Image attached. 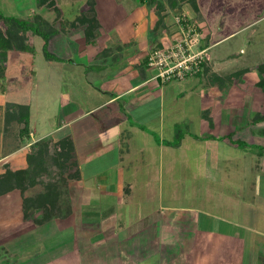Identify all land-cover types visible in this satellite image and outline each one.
<instances>
[{
    "label": "rangeland",
    "instance_id": "374dc122",
    "mask_svg": "<svg viewBox=\"0 0 264 264\" xmlns=\"http://www.w3.org/2000/svg\"><path fill=\"white\" fill-rule=\"evenodd\" d=\"M149 1L96 0L97 13L108 19V23L116 24L119 14L113 13L115 2L121 13L128 12L134 5L150 13L146 17L148 25L161 13L165 22H170L169 26L178 25L179 29L175 17L184 15L197 27L198 46L207 45L204 60L207 69L199 71L200 81L196 75L191 77L190 84L182 83L186 79L173 81V85L179 89L183 87L187 93L177 100L175 113L170 110L173 107L166 98L162 112L164 130L151 132L163 145L167 144L165 140L176 142L179 134L186 135L185 142L175 151L168 146L164 149L165 157L173 158L168 173L161 177V195L156 191H135L134 204L125 209L122 217L116 213H103L107 206L77 207V214L74 211L71 220L54 219L24 233H18L19 227L28 228L31 223L19 225L13 218L16 205H12L8 208V215L11 214L9 228L1 227L6 218L0 217V264H261L264 260V121L252 120L256 113H264V90L257 85L262 76L256 68L264 62V2L260 4L264 0H240L233 6L222 4L223 0H195L197 10L189 2L171 7L167 0ZM55 3L60 10L58 17L53 9L39 6L36 0H0V11L4 15L31 18L39 31H44V25L53 27L55 20L61 24L58 28L64 29L76 8L85 7L81 0H55ZM28 44L31 50H27L24 57L15 51L11 53L12 57L9 56L11 67L18 71L9 77L14 79L12 89L18 93L17 102L29 103L32 122L39 121L37 131L40 133L56 127L60 101L70 99L67 88L71 80L66 79L67 75L62 78L61 60L50 53L47 41L44 46L40 34H33ZM29 68L36 74L29 75ZM210 73L219 75L218 84L208 85ZM228 75L230 79H223ZM14 95L9 94V97L14 99ZM42 120L44 124L40 123ZM1 126L0 156H6L15 144L10 138L1 141ZM194 136L203 140L196 142ZM51 144L56 154L59 145L54 140ZM184 144H188L187 151H184ZM206 145L216 152L214 165L211 155L206 154ZM31 150L28 144L22 148L24 153ZM173 160L176 162L174 167ZM206 165L217 168L216 172L224 171L228 177L224 181L207 180ZM141 178L145 180L147 176ZM41 187H34L32 193ZM106 202L108 204V201L104 204ZM160 204L162 212L168 204L202 208L210 216L196 211L188 213L192 225L216 228L231 237L210 235L205 242L186 230L183 239L180 236L172 242L176 243L173 252L177 255L169 254L166 249L161 253L156 244L162 241L150 239L157 227L152 212L160 208ZM40 215L41 211H33L29 218ZM129 227L133 229L130 236L125 231ZM111 233L114 239L107 237ZM190 243L194 244L193 255L189 249L187 255H181ZM73 248L74 252L70 251Z\"/></svg>",
    "mask_w": 264,
    "mask_h": 264
},
{
    "label": "crops",
    "instance_id": "0c3cea01",
    "mask_svg": "<svg viewBox=\"0 0 264 264\" xmlns=\"http://www.w3.org/2000/svg\"><path fill=\"white\" fill-rule=\"evenodd\" d=\"M81 1L85 7L76 8L70 20L88 9L90 0ZM91 1L95 7L97 21L92 31L91 41L86 39L85 25L68 24L67 27L64 26L65 28L61 29L58 28L61 24L57 20L53 27L47 28L46 24L44 25L46 28L44 31L48 34V50L61 60L59 67L62 78L64 79L67 75L66 79L71 80L67 88V96L70 99L67 102L64 101L65 103L60 101L58 106L60 116L53 130L40 133L37 131L39 121L32 122V112L28 103V137L19 138L15 133L17 131L16 126H13L15 124H12L14 128L10 134H4L3 118L7 88L3 84V79L0 84V98L2 99L0 105L3 107L0 108L1 141L10 138L15 144L9 154L0 156V169L3 163H8L11 169L25 168V155L28 151L24 153L23 146L28 144L32 147L33 143L39 139L51 138L54 134L57 136L52 137L51 140L59 145L55 154L59 167V203L64 204L70 214L65 217L51 218L44 223L54 219L64 222L71 220L75 212L77 214V207L84 208L88 205L107 206L103 213H116L122 217L126 212L125 209L134 204L135 191H156L158 195H161V177L168 173L173 158H166L164 149L168 146L175 151L181 143L185 142L186 135L179 134L176 142L165 140L167 144L163 145L151 134L155 129L164 130L162 112L164 113L166 98H169L170 106L173 107L170 110L175 113L176 108L178 109L177 100L187 93L183 87L179 89L177 85L172 84L176 80L161 83L154 78V70L147 66L148 54L157 43L161 46L165 40L168 42L167 39L172 42L179 38L178 25L169 26L170 22L167 23L164 20L163 32L160 30L155 36L151 30L156 20L154 19L151 25L147 24L146 17L150 13L134 5H131L132 8H129L128 12L122 11L121 13L118 12L117 2H115L114 12L113 7L110 9L115 16L119 15L116 16V24H110L107 22L108 19L102 15L99 17L96 0ZM206 46L204 44L201 48ZM215 76L219 75L209 74L208 85L218 84ZM195 77L200 81V73H197ZM192 79L188 78L182 83L190 84ZM8 80L13 81L14 79L9 77ZM179 82L181 81L177 83ZM208 85L207 87L213 88ZM13 91L11 88L8 92L13 93ZM40 123L44 124V120ZM150 123H156V125L153 126ZM194 137L196 142L203 140L198 136ZM187 149L188 144H184V151ZM205 149L206 154L211 155V163L214 165L216 152L212 151L208 145ZM182 151L183 149L181 153ZM184 157H187L186 153ZM207 162L210 164L209 161ZM175 164L173 160L172 166L174 167ZM205 167L207 173L205 178L209 181H224V178L228 177L224 171L216 172L217 168L210 167V165ZM142 175L147 178L142 180ZM32 190H26L24 194L27 195ZM105 201H108V204L107 202L104 204ZM12 205H16V215L13 218L19 225L24 226L28 221L31 223L28 228L19 227L18 233H24L35 225H41L36 224L34 218H29L33 212L24 217L21 192L13 189L0 195V217L6 218L4 219L6 222L4 221L1 227L7 229L11 224V214L8 215V208ZM200 210L192 206L177 207L174 204H168L164 207L163 212H166L164 215L160 204V208L152 212L153 222L157 224V227L152 231L154 236L150 239L162 241L156 244L159 245L161 253L166 249L169 254L177 255L173 252L176 250V243L172 242L178 240L180 236L183 239L186 230L190 231L191 236L196 234L197 240L200 238L205 242L210 235L230 239L229 234L217 231L216 228L193 226V221L189 216L191 212L196 211L210 216L202 211V208ZM77 216L81 219V214ZM125 231L128 236L133 234L131 227ZM107 237L115 238L112 233ZM193 248L194 244L190 243L189 248L187 246L183 248L185 251L181 255H187V249L191 251L190 255H193ZM74 250L73 248L70 251L74 252Z\"/></svg>",
    "mask_w": 264,
    "mask_h": 264
},
{
    "label": "trees",
    "instance_id": "16d2710c",
    "mask_svg": "<svg viewBox=\"0 0 264 264\" xmlns=\"http://www.w3.org/2000/svg\"><path fill=\"white\" fill-rule=\"evenodd\" d=\"M36 1L39 6L45 5L47 8L53 9L56 13V17L60 15V10L55 0ZM139 1L142 3L146 0ZM151 1H149V3H151ZM226 1L227 0H223L222 4L233 6L240 0H229L227 1L228 3ZM183 2H189L194 10L198 9L195 0H167L168 5L171 7H179ZM263 2L264 1L260 2V4ZM88 4L89 6L86 12L76 15L74 19L69 20L68 24L85 25L86 39L91 41V37H93L92 31L94 27H96L97 21L93 2L90 0ZM263 4L262 6H264ZM160 7H163L162 4H160ZM257 17L258 15L255 13L254 18L256 19ZM164 28V14L158 13L151 33L156 36L158 31L161 30V32H163ZM35 33L42 36L44 46H46L48 34L45 31H39L33 19H26L14 15H4L0 11V77L3 79V84H5L7 88L3 133L6 135L10 134L14 128L13 126H16L15 129H17V131L15 133H17L16 135L21 139L26 136L28 137L29 134L28 103L26 101L18 103V100H16L18 93L16 91H13V93L16 92L14 99L13 96L9 97V94H13L8 92L9 89L13 87V81L8 80L9 74L18 72L16 68L13 69L11 67L10 57H12L11 53L14 51L16 54L18 53V56H23L27 50H31L28 42L30 37ZM207 38H209V35ZM158 46L160 45L157 43L156 47ZM45 52L47 53L46 56L49 57L50 54L47 51ZM256 68L262 76L257 82V85L264 90V62L257 64ZM201 69L204 71L207 69L205 62L202 63ZM27 72L31 76L34 74L32 68H29ZM223 79H230V77L228 75ZM252 120L253 122L264 121V113H256ZM12 124L15 125L12 126ZM262 132L264 133V129ZM224 138H226V136ZM25 159V168L11 169L8 163L2 164L0 171V195L10 190L18 189L22 195V211L24 217H27L33 211H41V215L38 218H34L36 224H42L53 217L68 216L70 214L69 209L65 206L63 207L62 204L59 203V167L56 155L52 149L51 139L43 138L35 141L32 150L25 155ZM38 185H42V189L36 190L33 193L30 192L27 195L24 194L26 190L33 189ZM261 264H264V260Z\"/></svg>",
    "mask_w": 264,
    "mask_h": 264
},
{
    "label": "built area",
    "instance_id": "2783aa9c",
    "mask_svg": "<svg viewBox=\"0 0 264 264\" xmlns=\"http://www.w3.org/2000/svg\"><path fill=\"white\" fill-rule=\"evenodd\" d=\"M180 36L172 42H162L147 57V66L154 70V78L161 83L184 80L195 76L202 68L206 49L200 48L198 32L183 16L175 17Z\"/></svg>",
    "mask_w": 264,
    "mask_h": 264
}]
</instances>
